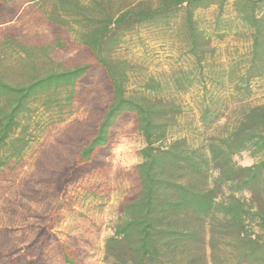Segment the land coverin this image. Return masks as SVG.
I'll use <instances>...</instances> for the list:
<instances>
[{
	"label": "trees",
	"instance_id": "obj_1",
	"mask_svg": "<svg viewBox=\"0 0 264 264\" xmlns=\"http://www.w3.org/2000/svg\"><path fill=\"white\" fill-rule=\"evenodd\" d=\"M228 3L131 0L115 9L112 0H0V182L29 148L35 114L68 113L77 103L86 112L42 148L16 190L11 219L20 216L24 227L17 235L13 226H0V264H51L55 245L65 264H82L80 249L60 243L54 231L60 211L73 185L110 169L118 128L127 123L145 146L127 173L131 188L106 240L107 255L123 264H264V105L244 107L230 129L196 142L177 136L183 107L161 94L202 85L205 127L216 119L208 82L229 77L239 94L250 96L251 82L264 76V0H234L232 20L224 18ZM212 6L219 36L236 21L237 34L249 41L240 59L218 72L206 63L210 36L196 18ZM35 10L42 14L33 16L31 32L27 21L18 22ZM143 26L174 36L179 57L191 65L151 78L143 93L129 95L127 63L116 52ZM68 50L88 60L62 67L57 58ZM245 152L258 161L237 163ZM28 202L45 207L20 213ZM31 217L36 221L25 223Z\"/></svg>",
	"mask_w": 264,
	"mask_h": 264
},
{
	"label": "rangeland",
	"instance_id": "obj_2",
	"mask_svg": "<svg viewBox=\"0 0 264 264\" xmlns=\"http://www.w3.org/2000/svg\"><path fill=\"white\" fill-rule=\"evenodd\" d=\"M112 1L114 8L117 9L131 0ZM233 1L229 0L225 9L224 18L226 19L232 20L235 17L231 7ZM38 14L42 13L36 10L30 12L18 23L27 21L26 29L32 32L36 30L34 17ZM216 15V6L196 12L201 28L205 29L210 36L211 53L206 56V63H210L211 70L218 72L228 70L240 59L248 49L249 41L237 34L236 21L231 28L223 31L222 37L219 36L214 29ZM179 48L174 36L158 28L143 26L129 34L116 52V57L127 63V93L141 94L144 92L145 83L151 78L165 79L167 74L178 66L191 65L189 57H179ZM77 55L76 50H68L61 52L57 59L62 67H72L88 60V58H78ZM221 81L224 83L217 85L208 82V95L214 99L212 109L216 114L215 122L208 127L200 122L204 93L202 85H195L186 93H176L173 90L161 93L163 97L173 99L183 107V114L178 119L182 130L177 136L187 135L190 139L200 142L210 135L222 133L227 130L226 127L230 129L235 120L240 117L244 107L264 105V76L251 82L249 97L239 94L229 77H224ZM67 111L68 113L63 114H59L56 110L39 111L34 115L29 148L17 169L7 180L0 182V226L6 224L13 226L17 235L23 230L24 222L20 216L16 220L11 219L12 205L18 206L15 201L17 200L16 190L33 171L42 148L52 143L56 135L69 123L82 119L86 115L85 105L80 103ZM144 146V139L133 128L132 123L123 124L118 128L116 142L109 157L110 169L85 177L70 188L64 199V206L60 211L61 219L54 231L60 243L67 245L70 249H80L82 264H123L107 255L105 245L108 237L114 233L119 217V206L131 188L127 173L141 162L139 152ZM234 159L243 166H249L258 161V157L252 156L249 152L238 155ZM244 196L250 197L247 193ZM25 206V209L19 208L20 213L29 214L45 207L43 203L34 202H28ZM27 219L25 223L36 221L32 217ZM25 233L27 239L32 237L29 229ZM51 264H65L58 245H55L52 250Z\"/></svg>",
	"mask_w": 264,
	"mask_h": 264
}]
</instances>
